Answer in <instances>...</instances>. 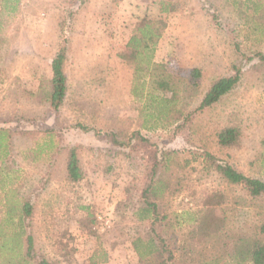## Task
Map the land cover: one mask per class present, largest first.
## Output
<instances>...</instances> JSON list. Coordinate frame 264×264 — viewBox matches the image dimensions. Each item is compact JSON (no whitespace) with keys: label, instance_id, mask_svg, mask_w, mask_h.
<instances>
[{"label":"rangeland","instance_id":"374dc122","mask_svg":"<svg viewBox=\"0 0 264 264\" xmlns=\"http://www.w3.org/2000/svg\"><path fill=\"white\" fill-rule=\"evenodd\" d=\"M156 1L18 0L14 18L0 20V130L12 133L0 146V243L13 242L10 255L23 254L24 244L17 219L5 215L7 195L17 203L30 199L33 210L25 225L38 255L61 264H89L91 257L102 264L106 252L105 264L134 263L131 242L150 227L139 219L137 207L152 155L158 173L164 167L172 172L171 190L159 201L169 225L155 228L169 246L181 242L192 258L196 255L195 264L200 251L202 264H230L213 262L224 235L250 233L256 207L240 188L206 170L199 153L208 151L264 181V59L255 55L264 57V0H170L174 11L155 60L203 72L199 87L183 85L178 107L192 112L211 81L232 74V64L240 66L241 78L211 108L165 128L144 129V106L130 94L132 69L116 54L131 29L157 17ZM62 42L67 91L55 112L44 91ZM224 126L240 130V143L216 145L214 133ZM120 127L132 136L128 148L108 137ZM20 131L37 132L23 137ZM137 132L149 140L146 150H139ZM77 145L84 176L71 184L65 180L64 148ZM208 209L223 229L200 245L199 222ZM92 217L94 233L95 227L85 224ZM63 235L72 256L63 253Z\"/></svg>","mask_w":264,"mask_h":264},{"label":"trees","instance_id":"16d2710c","mask_svg":"<svg viewBox=\"0 0 264 264\" xmlns=\"http://www.w3.org/2000/svg\"><path fill=\"white\" fill-rule=\"evenodd\" d=\"M116 1L112 0V2ZM17 2L18 0L0 1V20L7 22L14 18ZM156 4L157 17L142 20L131 29L126 34L125 42L120 46L116 54L117 59L121 63L130 66L132 69L130 94L137 101L140 100L144 106L140 111L141 116L145 118V123H142V128L144 129L165 128L184 118H188L192 114L201 113L211 108L230 93L238 85L241 78L240 66L232 64V74L211 81L200 103L192 112L185 113L183 109L179 108L177 103L180 99L183 85L194 88L199 87L203 72L198 67L190 69L174 68L169 65L168 61L157 62L155 60L156 48L167 30L168 19L174 11L170 0H157ZM2 31L3 29L0 26V32ZM255 55L261 60L264 59L259 53ZM66 60L67 45L62 42L51 60V77L44 91V98L49 107L55 112L61 107L67 91ZM42 90L43 88L40 87L39 91ZM147 122L152 123L150 126H146ZM78 128L83 131L87 130L82 125H78ZM36 132L20 131L18 135L23 137L32 136ZM46 133L51 135L52 143H57L53 136V130H49ZM240 133L237 127L224 126L215 131V143L221 149L236 146L240 143ZM11 136L12 133L8 130H0V146H2L1 142L5 140V137L10 138ZM108 137L119 148H128L132 139V136H128L126 130L122 127L118 128L116 132L108 133ZM148 143L149 140L137 132L139 150L141 147L146 150L145 148L148 146L146 144ZM81 148V145L64 148L65 180L71 184L80 182L84 176L79 164V150ZM199 156L202 158V163L206 170L214 172L228 185L240 188L246 198L250 200L252 206L257 209L255 212V223L250 233H234L233 231L226 233L221 249L213 259V262H227L226 260H228L231 262L230 264H264V181L244 175L228 162L218 159L216 155L208 151L200 152ZM158 165L159 161L156 155H152L147 159V178L149 182L141 192V202L137 207V215L141 221H149L150 227L148 232L137 236L131 242L136 260L134 263L129 264H195L193 259L196 255L192 258L188 247L180 242L175 249L172 248L166 243L161 233L155 229L156 227L169 225L167 221L168 215L162 214L163 211H161L159 201L165 192H170L172 179L171 169H166L163 165L166 171L158 173ZM174 191L178 193L180 190L174 189ZM13 199L7 195L4 206L5 215L9 218L17 219V227L20 233H23L24 252L21 255H10L9 243L13 242L9 241V239H3L0 243V264H61L56 260L49 259L47 256L38 255L35 251L33 239L31 235L27 234L25 225L26 219L31 217L33 210L30 199H20L18 203L13 202ZM202 216L203 218L199 222V238L198 236L196 237L200 239V245L203 243L207 244L209 240L217 237L223 229L214 221L210 209L206 210ZM86 223L95 227L94 230L90 231H95L97 225L94 217L87 220ZM60 245L63 253L72 256L73 249L69 245L68 237L63 235ZM198 255L200 258L196 264H200L204 258L201 251ZM92 259V257L88 259L89 264H95ZM108 260V254L102 252L99 259L100 263L105 264Z\"/></svg>","mask_w":264,"mask_h":264}]
</instances>
